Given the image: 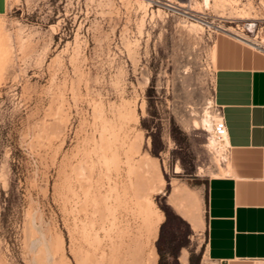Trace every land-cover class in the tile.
I'll return each mask as SVG.
<instances>
[{"label": "rangeland", "instance_id": "obj_1", "mask_svg": "<svg viewBox=\"0 0 264 264\" xmlns=\"http://www.w3.org/2000/svg\"><path fill=\"white\" fill-rule=\"evenodd\" d=\"M220 39L264 52V0H7L0 264L205 260Z\"/></svg>", "mask_w": 264, "mask_h": 264}, {"label": "crops", "instance_id": "obj_2", "mask_svg": "<svg viewBox=\"0 0 264 264\" xmlns=\"http://www.w3.org/2000/svg\"><path fill=\"white\" fill-rule=\"evenodd\" d=\"M6 6L0 0V14ZM216 60L229 158L225 175L208 182L201 264H264V52L220 39Z\"/></svg>", "mask_w": 264, "mask_h": 264}, {"label": "bare ground", "instance_id": "obj_3", "mask_svg": "<svg viewBox=\"0 0 264 264\" xmlns=\"http://www.w3.org/2000/svg\"><path fill=\"white\" fill-rule=\"evenodd\" d=\"M204 4L206 6H209L210 5V0H204ZM235 36H236V38L238 40H240L242 42H245L248 45H251V46H253L256 49H262L263 50V48L259 44L247 39L246 37L241 36L239 34H237ZM199 125L202 126L205 130H207L212 135L209 147L214 149L217 152V155L225 160L224 155H226L225 152L229 148V144H228V141H227L226 130H225L224 133L221 132V129L224 128L222 117H220V118H216V117L212 118L211 115L209 114V112L207 111L205 113L204 118L202 119V121H201V123Z\"/></svg>", "mask_w": 264, "mask_h": 264}, {"label": "built area", "instance_id": "obj_4", "mask_svg": "<svg viewBox=\"0 0 264 264\" xmlns=\"http://www.w3.org/2000/svg\"><path fill=\"white\" fill-rule=\"evenodd\" d=\"M226 129V126L224 128L221 129V132L224 133Z\"/></svg>", "mask_w": 264, "mask_h": 264}, {"label": "trees", "instance_id": "obj_5", "mask_svg": "<svg viewBox=\"0 0 264 264\" xmlns=\"http://www.w3.org/2000/svg\"><path fill=\"white\" fill-rule=\"evenodd\" d=\"M159 264H164V263H163V258H162V257H161V259H160Z\"/></svg>", "mask_w": 264, "mask_h": 264}]
</instances>
